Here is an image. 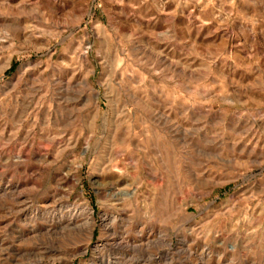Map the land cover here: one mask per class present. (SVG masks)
<instances>
[{
	"label": "rangeland",
	"instance_id": "1",
	"mask_svg": "<svg viewBox=\"0 0 264 264\" xmlns=\"http://www.w3.org/2000/svg\"><path fill=\"white\" fill-rule=\"evenodd\" d=\"M108 262L264 264V0H0V264Z\"/></svg>",
	"mask_w": 264,
	"mask_h": 264
},
{
	"label": "bare ground",
	"instance_id": "2",
	"mask_svg": "<svg viewBox=\"0 0 264 264\" xmlns=\"http://www.w3.org/2000/svg\"><path fill=\"white\" fill-rule=\"evenodd\" d=\"M90 212H88V219H90ZM90 221V220H89ZM110 245V244H109ZM111 245H116V246H118V247H129V244H126V243H124L123 241H121V240H113V242H111ZM136 245V244H135ZM141 246V245H140ZM139 247V246H138ZM107 264H109V262L107 263Z\"/></svg>",
	"mask_w": 264,
	"mask_h": 264
}]
</instances>
